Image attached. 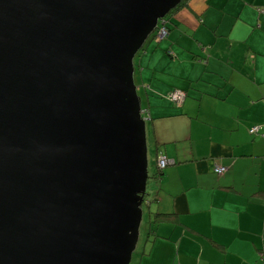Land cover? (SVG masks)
I'll return each instance as SVG.
<instances>
[{
  "label": "water",
  "instance_id": "95a60500",
  "mask_svg": "<svg viewBox=\"0 0 264 264\" xmlns=\"http://www.w3.org/2000/svg\"><path fill=\"white\" fill-rule=\"evenodd\" d=\"M180 1L0 0V264H130L149 178L133 58Z\"/></svg>",
  "mask_w": 264,
  "mask_h": 264
},
{
  "label": "crops",
  "instance_id": "0c3cea01",
  "mask_svg": "<svg viewBox=\"0 0 264 264\" xmlns=\"http://www.w3.org/2000/svg\"><path fill=\"white\" fill-rule=\"evenodd\" d=\"M164 21L133 58L151 161L130 263L264 264V0H185Z\"/></svg>",
  "mask_w": 264,
  "mask_h": 264
},
{
  "label": "built area",
  "instance_id": "2783aa9c",
  "mask_svg": "<svg viewBox=\"0 0 264 264\" xmlns=\"http://www.w3.org/2000/svg\"><path fill=\"white\" fill-rule=\"evenodd\" d=\"M167 33H168L167 26L165 24L164 19H162V21L158 25V28L155 30L153 38L156 41H160L161 39L166 37ZM168 97L173 99L175 102L179 103L182 101V99L184 97V91H182L180 89H174L168 93ZM258 129H259V125L254 124L249 128V131L250 132H257ZM168 162H169V160L165 156H163L162 154H159L157 156V165L160 169L163 168L164 166H166V164ZM225 169H226L225 165H222L219 163L214 164V170L218 173L223 172Z\"/></svg>",
  "mask_w": 264,
  "mask_h": 264
},
{
  "label": "rangeland",
  "instance_id": "374dc122",
  "mask_svg": "<svg viewBox=\"0 0 264 264\" xmlns=\"http://www.w3.org/2000/svg\"><path fill=\"white\" fill-rule=\"evenodd\" d=\"M150 36V35H149ZM154 40H146L145 42H144V45L145 44H147V43H149V42H152V43H154L153 42ZM155 42H157V41H155ZM159 42V41H158ZM136 88H137V92H138V94L140 95V90H141V88L139 87V85H138V82H137V84H136ZM140 97H141V95H140ZM149 130H148V126H146V142H147V150H148V146L150 145V143H151V141H150V135H149V132H148ZM148 136H149V138H148ZM151 154V153H150ZM147 155H148V161H149V159H150V161H151V158L149 157V152H147ZM149 164H150V162H149ZM148 167H149V165H148ZM145 198H147L148 199V194H146L145 195ZM145 205H146V203L145 202H143L142 203V206L144 207V213H143V215H142V220H141V223H140V226H139V239H138V243H139V245H140V241H141V235H142V233H143V228H144V226H145V223H146V217L148 216V208L147 207H145ZM146 225H147V223H146ZM139 245H138V247H139ZM134 253L132 254V257H134ZM137 255V254H136ZM136 255H135V257H136ZM134 257V258H135ZM133 258V259H134ZM134 261V260H133ZM133 261H130L131 263H133ZM130 263V264H131Z\"/></svg>",
  "mask_w": 264,
  "mask_h": 264
},
{
  "label": "trees",
  "instance_id": "16d2710c",
  "mask_svg": "<svg viewBox=\"0 0 264 264\" xmlns=\"http://www.w3.org/2000/svg\"><path fill=\"white\" fill-rule=\"evenodd\" d=\"M183 2H185V0H181L175 7H173L169 12H171L173 9H175V8H177L179 5H181ZM168 12V13H169ZM164 20H165V18H164ZM158 28V27H157ZM156 28V29H157ZM155 29V30H156ZM155 30L150 34V36H148V38L146 39V40H154V33H155ZM162 40V39H161ZM154 41H156V40H154ZM158 42V41H157ZM144 44L142 45V47L137 51V53L140 51V50H142V49H144ZM162 169V168H161ZM160 171V169L158 170V172ZM171 217H174V215H173V213L172 212H161V211H156V212H153V215H152V217H151V220H154V221H156V220H159V219H163V218H171Z\"/></svg>",
  "mask_w": 264,
  "mask_h": 264
}]
</instances>
